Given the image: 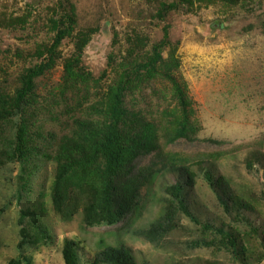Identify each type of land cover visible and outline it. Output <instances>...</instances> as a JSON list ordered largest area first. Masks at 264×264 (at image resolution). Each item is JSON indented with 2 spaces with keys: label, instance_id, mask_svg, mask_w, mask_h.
I'll list each match as a JSON object with an SVG mask.
<instances>
[{
  "label": "rangeland",
  "instance_id": "obj_1",
  "mask_svg": "<svg viewBox=\"0 0 264 264\" xmlns=\"http://www.w3.org/2000/svg\"><path fill=\"white\" fill-rule=\"evenodd\" d=\"M57 2L0 0V92L13 93L20 75L38 63L37 47L51 44L54 33L49 20ZM173 2L178 0H69L74 31L61 41L53 66L36 80L39 104L32 112L43 137L33 135L36 150L26 166L10 158L15 124L5 125L0 134V264L20 253L29 264H64L65 240L77 244L80 264H90L104 246L121 244L131 250L137 264H239L230 250L194 248L191 242L201 237L199 228L183 215L161 247L140 234L162 215L160 196L166 185L175 182L172 174L154 175L152 185L141 186L133 214L114 226L84 223L83 209L90 199L86 189L77 191V211L71 219L62 218L52 205L55 164L49 160L50 148L77 121L92 118L90 108L99 104L119 63L150 56L163 40V28L169 43L162 49V60L176 61L172 75L184 87L194 133L165 144L163 130L174 123L171 111L180 113L163 76L142 86L128 104L141 117L157 122L159 157L171 155L189 166L200 162L215 176L223 175L236 184L237 190L254 192L252 228L245 230L243 240L249 250L264 249V201L259 196L264 189V0H242L237 5L192 0L191 6L182 3L163 19L155 16L160 3ZM79 35L87 41L77 51ZM74 58L79 65L72 63ZM66 64L76 73L81 68L91 80L63 86ZM250 153L257 154L252 172L246 168ZM159 167L157 155L151 154L139 160L134 171L143 178ZM194 170L197 176L187 201L195 216L216 225L230 224L232 216L222 213L202 173ZM21 228L38 238L22 251Z\"/></svg>",
  "mask_w": 264,
  "mask_h": 264
},
{
  "label": "trees",
  "instance_id": "obj_2",
  "mask_svg": "<svg viewBox=\"0 0 264 264\" xmlns=\"http://www.w3.org/2000/svg\"><path fill=\"white\" fill-rule=\"evenodd\" d=\"M214 1L237 5L242 0H208ZM182 3L191 6L192 0L160 3L155 16L163 19L168 12L177 10ZM74 25V10L69 0H58L49 20V28L54 33L51 44L37 47L38 63L20 75L19 86L13 93L0 92V134L5 125L15 124L10 158L16 159L23 167L28 164L30 153L36 150L33 148V135L43 137L38 131V120L33 114L39 104L36 80L53 66L61 41L72 35ZM163 32V40L155 45L150 56H138L133 60L127 62L123 60L119 63L99 104L90 108L92 118L77 121L76 127L60 136L54 144L55 147L50 148L52 155L49 160L55 164L52 182L53 208L62 218L71 219L77 211V191L86 189L90 199L83 209L84 223L89 227L114 226L133 214L140 200L141 186L152 185L154 175L172 174L175 182L166 185L160 196V201L164 203L162 215L148 228L140 231V234L148 242L161 247L166 243L164 237L179 227L178 217L183 215L199 228L201 237L191 242L194 248L216 246L227 252L230 250L239 264H259L264 261V249L249 250L243 240L245 230L250 232L249 229L252 228L250 217L255 213L252 201L256 197L253 195L254 192L243 187L237 190L236 184L223 175L215 176L200 162L189 166L171 155H167V158L159 157L160 138L157 135V122H150L141 117L140 112H134L132 105L128 104L142 86L158 76H163L172 87L173 99L177 102L180 113L177 115L171 111L174 123L173 128L163 130L165 144L191 138L189 135L194 133V128L188 121L192 111H187L184 87L172 75L173 69L177 66L176 61L170 59L169 64H166L162 60V49L169 43L167 29L163 28ZM86 41V37L79 35L75 42L76 50L80 51ZM78 58L80 59V55ZM79 59L74 58L72 63L79 65ZM71 69L65 65L67 79L65 78L63 86L72 87L91 80V76L83 73L81 68L79 73ZM80 78L81 80L77 81ZM177 122L179 124H176ZM151 154L157 155V162H160L161 167L143 178L139 173L136 175L134 169L138 161ZM256 156L257 154L250 153L246 159V168L249 172L253 171ZM262 157L264 160V156ZM194 169L202 173L222 213L227 217L232 216L230 224L222 221L216 225L195 216L193 207H190L187 201L189 189L194 186L197 176ZM259 196L264 201V189ZM70 199L74 200V205ZM24 218L23 215L22 219ZM34 224L36 226V221ZM37 228L40 231L41 225ZM20 235L21 251L27 244L33 245L38 241L37 237L29 235L24 228H21ZM76 247L74 241L63 242L64 264H80ZM7 264H29V259L20 253ZM90 264H137V262L131 250L121 244L100 248Z\"/></svg>",
  "mask_w": 264,
  "mask_h": 264
}]
</instances>
